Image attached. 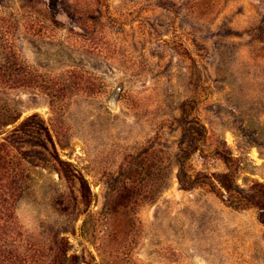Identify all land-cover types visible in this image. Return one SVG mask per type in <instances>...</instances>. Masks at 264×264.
Listing matches in <instances>:
<instances>
[{
    "label": "rangeland",
    "instance_id": "374dc122",
    "mask_svg": "<svg viewBox=\"0 0 264 264\" xmlns=\"http://www.w3.org/2000/svg\"><path fill=\"white\" fill-rule=\"evenodd\" d=\"M0 264H264V0H0Z\"/></svg>",
    "mask_w": 264,
    "mask_h": 264
},
{
    "label": "trees",
    "instance_id": "16d2710c",
    "mask_svg": "<svg viewBox=\"0 0 264 264\" xmlns=\"http://www.w3.org/2000/svg\"><path fill=\"white\" fill-rule=\"evenodd\" d=\"M22 124H23V122H21V123L19 124V126L22 125Z\"/></svg>",
    "mask_w": 264,
    "mask_h": 264
}]
</instances>
